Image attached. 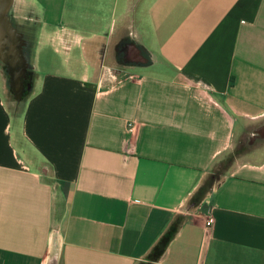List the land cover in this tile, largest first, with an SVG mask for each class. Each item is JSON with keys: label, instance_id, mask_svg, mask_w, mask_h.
Returning <instances> with one entry per match:
<instances>
[{"label": "crops", "instance_id": "0c3cea01", "mask_svg": "<svg viewBox=\"0 0 264 264\" xmlns=\"http://www.w3.org/2000/svg\"><path fill=\"white\" fill-rule=\"evenodd\" d=\"M5 14L28 66L17 97L0 58V264H264V144L234 148L264 141V0Z\"/></svg>", "mask_w": 264, "mask_h": 264}, {"label": "water", "instance_id": "95a60500", "mask_svg": "<svg viewBox=\"0 0 264 264\" xmlns=\"http://www.w3.org/2000/svg\"><path fill=\"white\" fill-rule=\"evenodd\" d=\"M8 4L9 0H0V58L7 66L10 84L15 95L20 97L28 63L23 50L22 35L11 25L5 14ZM11 27L20 34V41L15 37Z\"/></svg>", "mask_w": 264, "mask_h": 264}, {"label": "rangeland", "instance_id": "374dc122", "mask_svg": "<svg viewBox=\"0 0 264 264\" xmlns=\"http://www.w3.org/2000/svg\"><path fill=\"white\" fill-rule=\"evenodd\" d=\"M250 138H251L250 136H245L244 139L242 140V143H240L239 145L236 144V146L234 148H242L240 146H249L251 148L250 149L251 151L261 152L260 150L263 149L264 141L260 140V138L255 136V137H252L251 142H249ZM236 151H238V150L233 149V150L229 151V153L227 154V159H226V156H224L221 159H218V161L215 163L214 168H216L217 171L219 172V176L221 174H223V172H227L229 169H231V167L235 163L236 159L240 156ZM151 260H152V258H151V256H149L147 262H151Z\"/></svg>", "mask_w": 264, "mask_h": 264}, {"label": "built area", "instance_id": "2783aa9c", "mask_svg": "<svg viewBox=\"0 0 264 264\" xmlns=\"http://www.w3.org/2000/svg\"><path fill=\"white\" fill-rule=\"evenodd\" d=\"M133 124L131 123L130 125H129V130H133ZM213 217L212 216H209V217H207V219H206V221H205V225L206 226H209V225H211L212 223H213Z\"/></svg>", "mask_w": 264, "mask_h": 264}, {"label": "bare ground", "instance_id": "6f19581e", "mask_svg": "<svg viewBox=\"0 0 264 264\" xmlns=\"http://www.w3.org/2000/svg\"><path fill=\"white\" fill-rule=\"evenodd\" d=\"M17 39V38H16ZM17 40H19L20 41V38H18ZM0 42H1V38H0Z\"/></svg>", "mask_w": 264, "mask_h": 264}]
</instances>
